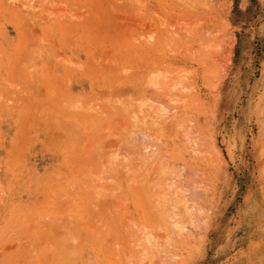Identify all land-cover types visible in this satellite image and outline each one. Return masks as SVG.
Listing matches in <instances>:
<instances>
[{"label": "rangeland", "instance_id": "obj_1", "mask_svg": "<svg viewBox=\"0 0 264 264\" xmlns=\"http://www.w3.org/2000/svg\"><path fill=\"white\" fill-rule=\"evenodd\" d=\"M190 1L0 0V264H264V0Z\"/></svg>", "mask_w": 264, "mask_h": 264}, {"label": "bare ground", "instance_id": "obj_2", "mask_svg": "<svg viewBox=\"0 0 264 264\" xmlns=\"http://www.w3.org/2000/svg\"><path fill=\"white\" fill-rule=\"evenodd\" d=\"M170 1H172V0H170ZM177 1H180V2H181V0H177ZM194 1H195V0H192V1H190V2H192L193 4L197 2V0H196L195 2H194ZM204 1L206 2V0H204ZM185 2H186V1H185ZM202 2H203V0H202ZM202 2H201V3H198V2H197V4H200V6L204 7L205 9L208 8L207 6H203L205 3L202 4ZM175 3H176V2H175ZM177 3H179V2H177ZM182 3H184V2H182ZM192 3H191V4H192ZM201 4H202V5H201ZM170 5H172V4H170ZM170 5H168V6H170ZM185 5H186V3H185ZM185 5H184V7H185ZM206 5H207V3H206ZM193 6H195V5H193ZM198 6H199V5H198ZM165 7H166V5H165ZM176 7H179V4H178V6H176ZM180 7H181V6H180ZM186 7H187V6H186ZM186 7H185V9H186ZM195 7H196V6H195ZM167 8H168V7H167ZM204 8H203V9H204ZM178 9H180V8H177V10H178ZM198 9H199V8H198ZM205 9H204V10H205ZM155 10H156V9H155ZM158 10H159V9H158ZM192 10H193V8H192ZM194 10H196V9H194ZM208 10H209V9H208ZM208 10L206 9V11H208ZM153 11H154V10H153ZM153 11H152V12H153ZM156 11H157V10H156ZM179 11H180V10H179ZM181 11H182V10H181ZM183 11H185V10H183ZM158 12H159V11H158ZM199 12H200V11H199ZM199 12L197 13V12L195 11V13H197L198 16L202 15V16H200V17L207 16V14H208V12H207L206 15H203L204 13L202 14V12H201V14H200ZM203 12H204V11H203ZM195 13H194V14H195ZM209 13H211V12L209 11ZM155 14H156V13H155ZM157 14H158V13H157ZM160 14H161V13H159V15H160ZM199 14H200V15H199ZM210 15H211V14H210ZM155 16H157V15H155ZM163 16H166V15H163ZM198 16H196V14H195L194 17L196 18V21H197V19H198L197 22L199 23V18H197ZM171 17H172V16H171ZM176 17H178V15L175 16V18H176ZM187 17H188V16H187ZM187 17H185V18H187ZM211 17H212V16H211ZM185 18H183V21H185V22H186V21H189V20H184ZM205 18H207V17H205ZM208 18H210L209 15H208ZM162 19H163V18H162ZM164 19H165V18H164ZM176 19H177V18H176ZM181 19H182V18H181ZM201 19H202V18H201ZM150 20H151V19H150ZM190 20H191V19H190ZM193 20H194V19H193ZM205 20H207V19H205ZM208 20H209V19H208ZM178 21H179V20H178ZM194 21H195V20H194ZM210 21H211V20H210ZM164 22H165V21H164ZM192 22H193V21H192ZM192 22H191V23H192ZM206 22H208V21H206ZM175 23H176V22H175ZM175 23H173V24H175ZM188 23H189V22H188ZM198 23L195 22V25L198 24ZM163 24H164V23H163ZM161 25H162V24H161ZM171 25H172V24H170L169 26H170V27H173V26H174V25H173V26H171ZM178 25H179V24H177V25L175 24V26H178ZM180 25L183 26L182 28H184V23H183V24L181 23ZM185 25H187V24L185 23ZM190 25H191V24H190ZM190 25H187V26H190ZM192 25H194V23H192ZM148 26H150V25H148ZM166 27H167V26H166ZM179 27H180V26H179ZM185 27H186V26H185ZM205 27H206V26L202 27V31H199L201 28L198 30V31L200 32V34L198 33V34L200 35V38H198V39H202V41L199 40V43L202 42V43H200V45L203 44V45L201 46L202 49H205L204 47H206V44H207L208 49L210 50V52H212V51H214V49H216V48H214V46H211V45H208V44L210 43L209 41H210L211 39H214V37H212V38L210 39L211 35L209 36V35L207 34V35L209 36V39H210V40L208 39L206 33L209 32V31H207V30H209V29H208V28L205 29ZM150 28H151V27H150ZM203 28H204L205 30H204ZM167 29H169V27H168ZM171 30H172V28H171ZM183 30H184V29H183ZM185 30H186V28H185ZM175 31H176V29H175ZM204 31H205L206 33H205ZM168 32H170V31H168ZM172 32L174 33V30H173ZM177 32H178V31H177ZM194 32H195V31H194ZM201 32H204V33L201 34ZM210 32H211V28H210ZM165 33H166V32H165ZM178 33H180V31H179ZM178 33H177L176 35H178ZM184 33H185V32H184ZM169 34H170V33H169ZM186 34H187V33H186ZM203 34H204V35H203ZM209 34H210V33H209ZM171 35H172V34H171ZM181 35H182V34H181ZM187 35H188V34H187ZM191 35H192V34H191ZM193 35H194V37H191V38H193V41H194V40L196 41L197 38H196V39H194V38H195V37H199V36H197V35L195 36V33H193ZM201 35H203L204 37L201 36ZM212 35H213V34H212ZM168 37L172 38V37L169 36V35H168ZM168 37H166V38H168ZM175 37H176V36H175ZM175 37H173V38H175ZM177 37H178V36H177ZM177 37H176V38H177ZM188 37H189V35H188ZM178 38H179V37H178ZM219 38L221 39V37H219ZM184 39L187 40V37H185V34H184ZM188 39H189V38H188ZM203 39H206V40L208 39L209 41H206V40H205V43L207 42V43L205 44V43H203V42H204ZM165 40H166V39H165ZM168 40H169V39H168ZM181 40H182V39H181ZM189 40H190V39H189ZM172 41H173V39H172ZM172 41H171V42H172ZM175 41H176V40H175ZM211 41H212V40H211ZM171 42H170V43H171ZM173 42H174V41H173ZM181 42H182V41H181ZM186 42H188V40H187ZM197 42H198V40L196 41V44H197ZM213 42H214V41H213ZM190 43L192 44V42H190ZM174 44H175V43H174ZM177 44H178V43H177ZM191 44H190V46H191ZM194 44H195V43H194ZM194 44H192V45H194ZM210 44H212V42H211ZM178 45H179V44H178ZM180 45H181V44H180ZM197 45H198V44H197ZM200 45H198V46H199V50H201ZM187 46H188V44H187ZM209 46H211V47H209ZM137 47H138V46H137ZM174 47H175V46H174ZM195 47H196V46H195ZM212 47H213V50L211 51L210 48H212ZM182 48H183V47H182ZM206 48H207V47H206ZM173 49H174V48H173ZM178 49H179V48H178ZM197 49H198V48H197ZM208 49H205V50L208 51ZM189 50H190V48H189ZM189 50H188V51H189ZM202 51H203V50H202ZM207 51H206V52H207ZM189 52H190V51H189ZM203 52H204V51H203ZM203 52H195V53H202V54H205V53H203ZM208 52H209V51H208ZM208 52L205 54L206 56L204 55V56L206 57V59H208V55H209V56L211 55V53L208 54ZM214 52H215V51H214ZM214 52L212 53L211 56H212V57L215 56V58H216V57H217V54H216V52H215V54H214ZM177 54H178V55H181V53H180V54L177 53ZM177 54H176V55H177ZM183 54H184V53H183ZM183 54H182V55H183ZM174 55H175V54H174ZM188 55H189V54H188ZM190 55H193V56H194L193 52H191ZM190 55H189V56H190ZM193 56H190V57L187 56V58H190V61H191V58H192ZM196 56H197V54H196ZM196 56H195V58H196L195 61H197V62L199 61V62H198V63H199L198 66H199L200 64L202 65V59L205 60L204 56H203V55H200V56H201V57H200L201 59L199 58V55H198V57H196ZM202 56H203V57H202ZM184 57H185V55H184ZM212 57H211V58H212ZM211 58H209V60H207L206 62H210V63H211V61L214 62V61L216 60V59H214V58H213L212 60H210ZM197 59H198V60H197ZM188 60H189V59H188ZM192 60H193L194 63H197V62L194 61V57L192 58ZM213 60H214V61H213ZM187 62H189V61H187ZM187 62H185V63L188 64ZM191 62H192V61H191ZM193 62H192V63H193ZM206 62L204 61V64H205ZM212 64H213V63H211V66L213 67ZM189 65H190V64H189ZM192 65H194V64H192ZM186 66H188V65H186ZM205 66H206V65H205ZM211 66H208L210 69H208V67H207V68L204 67V70L208 69V71L206 70L207 73L210 72L209 70L212 69ZM200 67H201V66H200ZM200 67H199V69H200ZM187 68H188V67H187ZM190 68H193V67H190ZM205 68H206V69H205ZM177 70H178V69H177ZM180 70H181V69H180ZM200 70H201V69H200ZM212 70H213V69H212ZM175 71H176V70H175ZM181 71H182V70H181ZM184 71L186 72V70H184ZM193 71H195V69H193ZM206 71H205V72H206ZM170 72H171V71H170ZM172 72H174V71H172ZM179 72H180V71H179ZM191 72H192V71H191ZM191 72H190V73H191ZM205 72H203V73H205ZM193 73H194V75H195V72H193ZM173 74H175V73H173ZM173 74H171V75H173ZM187 74H189V73H187ZM197 74H198V73H197ZM209 74H210V73H209ZM180 75H181V74H180ZM184 75H185V74H184ZM206 75H207V74H206ZM187 76H188V75H187ZM191 76H193V74H192ZM196 76H197V75H196ZM172 77H173V76H172ZM174 77H176V76L174 75ZM177 77H178V76H177ZM189 77H190V76H189ZM193 77H194V76H193ZM216 78H217V77H216ZM182 79H183V78H182ZM182 79H181V80L179 79V81H181V83H180L177 79H175V80H177V82L180 83L179 85H181V84H183V82L185 83V81L182 82ZM203 79H206V76H205ZM207 79H208V77H207ZM207 79H206V80H207ZM171 80H172V78H171ZM173 80H174V78H173ZM173 80H172V81H173ZM175 80H174V81H175ZM184 80H186V75H185ZM190 80H191V79H190ZM190 80H189V81H190ZM172 81H171V82H172ZM189 81H188V82H189ZM194 81H195V80H193V82H194ZM207 81H208V80H207ZM186 82H187V81H186ZM190 82H192V81H190ZM205 82H206V81H205ZM207 83H208V84H206V85H208V86H206V87H209V88H210L209 84L211 83V79H209V81H208ZM172 84H174V82H173ZM172 84H171V85H172ZM176 84H178V83H176ZM186 84H187V83H186ZM188 84H189V83H188ZM171 85H170V86H171ZM174 85H175V84H174ZM179 85H178V86H179ZM210 85H211V84H210ZM172 86H173V85H172ZM176 86H177V85H176ZM178 86H177V87H178ZM191 86H192V85H191ZM174 87H175V86H174ZM183 87H184V86L182 85V88H183ZM187 87H188V86H187ZM187 87H186V88H187ZM189 87H190V86H189ZM196 87H197V85H195L194 88L196 89ZM170 88H171V87H170ZM175 88H176V87H175ZM180 88H181V86H180ZM173 89H174V88H173ZM189 89H191V88H189ZM212 89H213V88H212ZM175 90H176V89H175ZM180 90H181V89H180ZM192 90H193V88H192ZM172 91H173V90H172ZM176 91H177V90H176ZM178 91H179V89H178ZM190 91H191V90H190ZM194 91H195V90H194ZM170 92H171V89H170ZM180 92H181V91H180ZM183 92H185V91H183ZM192 92H193V91H192ZM189 93H190V92H189ZM192 94H193V93H192ZM198 94H199V93H198ZM165 95H166V94H165ZM189 95H190V94H189ZM189 95H188V96H189ZM180 96H182V97H184V96H183V95H179V99L182 100V97H180ZM193 96H196V97H197V95H195V93L193 94ZM167 97H168V96H167ZM169 97H170V96H169ZM174 97H175V96H174ZM176 97H178V96L176 95ZM198 97H199V96H198ZM169 99H170V100L173 99L172 101H174V102H177V101L179 100L178 98H175V99H174V98H169ZM183 99H184V98H183ZM194 99L196 100V98H194ZM175 100H176V101H175ZM179 101H180V100H179ZM182 101H185V100H182ZM174 102H171V103H174ZM182 103H183V102H182ZM194 103H195V102H194ZM194 103H193V105H194ZM175 104H176V103H175ZM196 104H197V102H196ZM202 104H203V103H202ZM164 105L166 106V103H165ZM176 105H177V104H176ZM178 105H179V104H178ZM195 106H196V105H195ZM197 106H198V105H197ZM159 107H160V106H159ZM159 107H158L157 109H159ZM163 107H164V106H163ZM176 107H177V106H176ZM190 108H191V107H190ZM163 109H164V108H163ZM174 109H175V107H174ZM193 110H194V109H193ZM188 139H190V138H188ZM189 141H190V140H189ZM147 149H148V148H147ZM150 155H151V153H148V156H150ZM150 157H152V156H150ZM148 159H149V157H148ZM159 163H160V162H159ZM183 164H184V163H183ZM188 165H189V164H188ZM193 165H194V164H193ZM174 166H175V165H174ZM189 166H190V165H189ZM155 167H156V166H155ZM184 167H185V165H184ZM184 167H183L182 171L184 170ZM171 168H172V170H173V167H171ZM177 168H178V167H177ZM188 168H189V167H187V171L190 170V168H189V169H188ZM155 169H156V168H155ZM193 169H194V167H193ZM193 169H192V170H193ZM162 170H163V169H162ZM167 170H168V169H167ZM170 171H171V169H170ZM173 171H174V170H173ZM173 171H172V173H170V174L173 175V173H174V175H175L176 172H173ZM175 171H176V170H175ZM178 171H179V170H178ZM185 171H186V168H185ZM194 171H195V170H194ZM165 173H167V172H165ZM187 173H188V172H187ZM187 173H185V175H186ZM167 174H168V173H167ZM170 174H169V175H170ZM176 175H178V177H179L180 174H176ZM170 177H171V175H170ZM172 177H173V176H172ZM180 177H182V176L180 175ZM184 177H185V176H184ZM175 178H176V177H175ZM177 180H178V179H177ZM172 181H173V180H172ZM172 181H170V182H172ZM179 181H180V180H179ZM184 181H185L184 183H187V184L190 185V183H192L193 180H191V182H189V183H188V181H186V180H184ZM166 183H167V182H166ZM180 183H183V181L180 182ZM178 184H179V183H178ZM170 185H171V186L173 185L174 189H173L172 187H170V191H168V192H169V193L172 192L171 189H173V190L176 192V193H174V192L171 193V194L174 193V195H173L174 197H171V198H172L171 200L173 201L174 198L176 197V195L178 194V192L180 191V189H178V186H180L179 188H181V187L183 188V184H181L182 186H181V185H177V186H175V185H176V181H174V183H172V184H170ZM170 185H169V186H170ZM187 186H188V185H187ZM187 186H186V184H185V185H184V188H183V189L181 188V189H182L181 192L184 193L185 191H187V192H185V193H188L187 195H189V197L191 198V196H192V195H191V194H192L191 191H192V190L190 191L189 188H190V186H192V185H190V186H188V187H187ZM175 187H176L177 189H176ZM168 188H169V187H168ZM168 188H167V190H168ZM184 189H185V191H184ZM176 190H177V191H176ZM188 190H189V191H188ZM194 191H195V190H194ZM181 192H179V194H178V195H180V196H179L180 198L183 197V196L181 195V194H182ZM189 192H191V193H189ZM169 193H168V194H169ZM180 193H181V194H180ZM197 193H198V191H197L196 193L194 192V194H193V198H194L193 201H194V202H193L192 200L190 201V200L185 199V198H187L188 196L184 197L183 199H184L185 202H186V200H187L188 202L190 201V202H189L190 204L193 203V204H192L193 206H194V205H198V206H196L197 208L195 207V208H196V212H198V210H199V212H200L201 209H199V207H200L199 205L201 204V202H200V200H198V199H196V198H197L198 196L200 197L201 194L198 193L199 195L197 196ZM166 194H167V192H166ZM171 194H170V195H171ZM195 194H196V197L194 196ZM163 195H165V194H163ZM178 195H177V196H178ZM151 196H153V198H154V195H151ZM165 196H167V195H165ZM155 197H156V196H155ZM168 197H169V196H168ZM199 197H198V198H199ZM165 198H166V197H165ZM176 198H177V199L174 200V201L176 202V204L172 203V201L170 202L168 199L166 200V201H169V203H172V204L175 205V207H174V205H172V208H173V209L171 208V206H168V205H167V207H170V208H168V209H171V211H172V212H171L172 214H170V215H173V218H172V219L174 220V219H175L174 217H176V219L178 218L177 220H179V221H176V220H175V221H174L175 223H174V222H170L171 225H172V223H173V224H175V225H173V226H174V227H177V230H176V228H174V230H175V233H174V234H175L176 238H175V236H174L173 240H174V239H178V238H182V239H183V237H185V238H184L185 240H188L189 237H188V236H185L186 234L183 236V233H182V232H184L185 230H187L186 227H185V224L188 222V221H187L188 217H189V219H188L189 222L187 223V225H190L189 223L192 221L193 223L191 222V226H192V225H193V226L195 225L194 227H197L198 224H200L202 221H201V219H198V220H200V221H198V220L196 219L197 217H196V218L194 217L192 211H194L195 209H194V210H191V209H193V207H191L192 205L189 206V203H187V202H186V203L183 202V201H182V200H183L182 198H181V199H179L178 197H176ZM160 199H162V197H161ZM169 199H170V197H169ZM188 199H189V198H188ZM191 199H192V198H191ZM199 199H201V198H199ZM157 200H158V199H157ZM163 200H164V201H163ZM197 200L199 201V203H198ZM154 201H155V200H154ZM159 201H160V200H159ZM162 201L165 202V199H162ZM196 201H197L198 204L195 203ZM182 202H183V204H182ZM156 203H157V202H156ZM156 203H154V204L157 205ZM160 203H162V202H160ZM184 203L186 204V206H185V207L187 208L186 210H185V207H184V209L182 208L183 205H185ZM166 204H167V203H166ZM166 204H164V205L162 204V205L164 206V209H165V207H166V206H165ZM187 205H188V206H187ZM157 206L160 207L159 205H157ZM176 206H177V207H176ZM167 207H166V208H167ZM180 208H181V209H180ZM174 209H176V210H175L176 212H177V209H178V212H177L178 214H176V212L173 211ZM182 209L184 210L185 214L188 215V217L186 216L187 219H185V220H184V216H183L184 212H182L183 214L181 213V210H182ZM188 209H190V210H189L190 212L187 211ZM197 209H198V210H197ZM202 209H203V208H202ZM149 210H150V209H149ZM179 210H180V211H179ZM173 212H175V213H173ZM186 212H187L188 214H187ZM165 213H166V212H165ZM167 213H168V212H167ZM194 213H195V212H194ZM175 214H176V215H175ZM197 214H198V213H197ZM197 214H196V215H197ZM202 214H203V212H202ZM163 215H164V214H163ZM177 216H178V217H177ZM179 216H180V218H179ZM165 217H166V216H165ZM165 217H164V218H165ZM171 217H172V216H170V218H171ZM190 217H191L192 220H190ZM162 218H163V217H162ZM198 218H199V217H198ZM165 219H166V218H165ZM193 219H194V220H193ZM163 220H164V219H163ZM168 220H170V219H168ZM166 221H167V220H166ZM171 221H172V220H171ZM185 221H187V222L184 224ZM194 221H195V222L198 221L199 223L197 222V223L195 224ZM165 223H166V222H165ZM183 224H184V227H183ZM187 225H186V226H187ZM201 225H202V224H200V227H201ZM193 226H192V227H193ZM202 226H203V225H202ZM168 227H169V226H168ZM198 227H199V226H198ZM184 228H185V229H184ZM194 229H195V228H194ZM194 229H193V230H194ZM196 229H199V228H196ZM196 229H195V230H196ZM183 230H184V231H183ZM193 230H192V231H193ZM188 231H189V230H188ZM170 233H171V232H170ZM172 233H173V231H172ZM200 233H201V232H200ZM204 234H205V233H204ZM192 235H193V234H192ZM171 236H172V235H171ZM182 236H183V237H182ZM186 237H187V238H186ZM182 239H181V240H182ZM149 240H150V239H149ZM178 240H179V239H178ZM152 242H153V241H152ZM175 242H176L175 244H177V245L180 243V241H175ZM148 243L151 244V240L148 241ZM154 244H155V243H154ZM154 244H153V246H152V245H151V246L154 247ZM172 245H173V244H172ZM179 245L181 246V244H179ZM173 246H174V245H173ZM180 246H179V247H180ZM174 249H175V248H174ZM145 250H146V249H145ZM173 257H174V254L172 255V258H173ZM175 257H176V256H175ZM173 260H174V258H173Z\"/></svg>", "mask_w": 264, "mask_h": 264}]
</instances>
